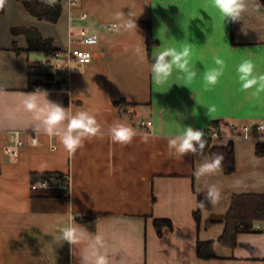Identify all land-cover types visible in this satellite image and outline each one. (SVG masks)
Returning <instances> with one entry per match:
<instances>
[{"label": "crops", "instance_id": "1", "mask_svg": "<svg viewBox=\"0 0 264 264\" xmlns=\"http://www.w3.org/2000/svg\"><path fill=\"white\" fill-rule=\"evenodd\" d=\"M60 4L57 24L33 18L16 0H6L0 10V264H95L93 253L103 254L108 264H264V222L254 232L240 234L234 250L216 244L217 259L197 257L198 240L217 241L223 235L222 221L234 194H264V157L255 154L261 141L233 136L225 127L212 139L214 147L255 141L242 150L254 149L248 152L251 170L244 175L239 173L242 146L235 147L233 174L219 170L203 176L195 173L205 156L211 160L208 150L180 157L168 147V140L187 126L207 130L214 120L228 125L264 119V94L251 98L250 92L241 91L236 73L246 58L264 73L263 4L248 0V10L236 22L225 21L210 0H81L76 6L62 0ZM117 13L123 19L131 15L137 29L110 30L119 22L114 19ZM81 14L87 19L80 20ZM147 21L159 42L151 58L146 32L138 26ZM15 28H35L60 50L76 39L81 28H88L98 37L96 57L90 64L74 63L70 72L45 65L42 54L26 52L23 36L12 35ZM184 44L191 45L197 77L186 83L174 72L166 85H154L155 54ZM214 57L224 61V73L206 89L203 72L216 67ZM50 82L53 85L47 88ZM30 96L38 107L50 100L72 114L89 112L101 133L85 139L70 154L58 136L34 130L43 129V124L42 117L38 119L36 111L25 105ZM122 101L132 113L116 105ZM213 106L215 112L208 115L207 108ZM141 121H151L152 126L144 131ZM114 122L135 130L131 143L109 138ZM145 135L147 142L141 139ZM17 139L23 141L21 147L15 145ZM9 146L19 150L18 157L5 152ZM56 174L69 177V196L60 189H31L33 182L44 178L55 182ZM211 186L221 198L203 213L198 232L193 216L197 198ZM80 214L98 217L82 223ZM156 219L170 220L173 229H165L159 237ZM69 225L77 230L72 244L62 239V229Z\"/></svg>", "mask_w": 264, "mask_h": 264}, {"label": "clouds", "instance_id": "2", "mask_svg": "<svg viewBox=\"0 0 264 264\" xmlns=\"http://www.w3.org/2000/svg\"><path fill=\"white\" fill-rule=\"evenodd\" d=\"M43 2L52 5L55 0H43ZM6 0H0V10L5 7ZM210 4L215 8L225 21H240L242 13L248 10V0H210ZM118 23H113L111 28L116 32L131 31L137 29L136 20L129 15L128 19H123L120 13L114 17ZM216 67L203 72V81L205 88L215 86L219 78L224 73V61L219 57H214ZM181 74L180 78L186 83L193 81L197 75V70L191 64V45L184 44L175 47L169 46L162 48L154 56V63L151 66V79L154 85L164 86L172 78L173 73ZM240 90L250 92L251 98H259L264 94V73L257 71L256 65L252 59H243L236 67ZM25 105L29 110L36 111V117H42L43 129L36 127L34 130L43 131L49 136H58L65 149L71 154L83 145L85 139L97 137L101 133V126L98 124L94 115L87 111H81L72 114L65 107L55 102L47 100L42 107H38L36 98L33 96L25 100ZM215 107H208L207 114L215 112ZM63 125V126H62ZM264 131V126L260 127ZM109 138L113 142L127 145L132 142L136 135L135 130L123 123L114 122L108 130ZM147 142L148 136L141 138ZM207 141L204 139V133L200 129H194L192 126L184 128L182 133L171 137L168 140V147L174 150L175 155L183 157L188 153L203 154ZM222 155H214L211 160L206 156L196 171L197 176L212 174L221 169ZM221 198L220 191L211 186L207 192V197L211 204L215 205ZM71 207V204H69ZM200 207H204L203 201ZM62 239L70 244L77 241V230L69 225L62 229ZM95 264H108L103 254L93 253Z\"/></svg>", "mask_w": 264, "mask_h": 264}, {"label": "trees", "instance_id": "3", "mask_svg": "<svg viewBox=\"0 0 264 264\" xmlns=\"http://www.w3.org/2000/svg\"><path fill=\"white\" fill-rule=\"evenodd\" d=\"M21 3L24 9L33 18L48 22L51 24H57L62 15V6L60 2L62 0H56V4L49 5L39 0H16ZM264 6V0H259ZM138 26L146 32V44L151 58V51L155 46L159 45V42L153 35L152 23L138 22ZM12 35L23 36L28 48L26 52L42 54L45 58H50L56 55L60 49L54 46L52 39L45 38L35 28H15L12 30ZM14 49L19 52L20 49L14 43ZM154 61V60H153ZM50 80L53 78L50 77ZM57 84V85H56ZM55 87L61 88L60 83H56ZM53 85L52 82L46 86L50 88ZM118 107L124 109L129 106L125 101L116 103ZM126 110V109H125ZM223 122L214 120L212 122V128L202 130L204 133V139L207 141L204 150H208L211 159L214 155H222L221 171L230 175L236 171V153L234 143L230 142L227 147H214L212 146L211 134L213 131H219L223 128ZM255 154L257 157H264V143L259 142L255 147ZM2 172V166L0 162V174ZM56 182L64 183L66 178L63 174H56L54 177ZM65 195V192H62ZM207 197V192H203L198 195L197 209L194 212V220L197 224V230L200 232L202 228L203 213L211 211L213 204L210 203ZM203 201L204 207H200V202ZM98 215H91L82 219L83 222H89L97 218ZM264 222V194H234L232 197V204L230 211L226 214L222 223L225 225L223 235L217 241H201L197 242V257L201 260H215L217 255L215 252L216 244L229 249H236L238 243V236L242 233L254 232L258 223ZM154 226L159 237H162L165 229H173V224L168 219H156L154 220Z\"/></svg>", "mask_w": 264, "mask_h": 264}, {"label": "built area", "instance_id": "4", "mask_svg": "<svg viewBox=\"0 0 264 264\" xmlns=\"http://www.w3.org/2000/svg\"><path fill=\"white\" fill-rule=\"evenodd\" d=\"M81 0H70L72 6L79 5ZM80 20H86L87 16L85 14H81L79 17ZM111 30V26H109ZM76 39L71 40L69 46L65 49L60 50L53 57L46 58L44 61L45 65L52 64L57 68H63L66 72H70L72 70V65L74 63H78L81 65L90 64L96 57L93 47L98 44V37L90 33L88 28H81L78 33L75 34ZM128 113H132V110H128ZM140 126L144 131H147L151 126V121H141ZM264 126V119L258 121L257 123H231L225 125V128H229V131L233 134V136L239 138L249 139L253 137V135L264 143V131H260V127ZM220 136L219 131H213L211 134V138H217ZM33 142L36 144L37 139L33 137ZM15 145L21 147L23 145V141L17 139ZM5 152L10 156L16 158L19 155V150L13 146H9L6 148ZM57 184V186H55ZM70 189L71 183L69 177L66 178L65 184L59 182H52L48 178L41 179L38 182H33L31 185V189L33 191L39 190H56V189ZM82 216V214L80 215Z\"/></svg>", "mask_w": 264, "mask_h": 264}, {"label": "rangeland", "instance_id": "5", "mask_svg": "<svg viewBox=\"0 0 264 264\" xmlns=\"http://www.w3.org/2000/svg\"><path fill=\"white\" fill-rule=\"evenodd\" d=\"M81 2V1H80ZM80 4V3H79ZM46 60V59H45ZM43 63H44V61H43ZM127 107H129V106H127ZM127 107H125L126 108V110H130L131 108L129 107V108H127ZM223 126L225 127V124H223ZM229 131V128H227L226 129V132H228ZM254 136V135H253ZM253 141L254 140H251V141H246V142H249V143H244V142H237V143H235V141L233 142L234 143V148L235 147H237V145H239V146H242V147H240V153H241V161L243 160V162L241 163V166H240V171H239V173H241V175H244V174H246V173H248L250 170H251V167L249 166V163H250V161L248 160V152L249 151H253L254 149H248V151L247 152H243L242 150H243V147L244 148H248V147H253L254 146V144H253ZM255 142V141H254ZM259 143V142H258ZM229 145V144H228ZM257 145V144H256ZM235 152H236V150H235ZM236 170H237V166H236ZM262 182H264V175L262 176ZM63 185L65 184V182L64 183H62ZM59 189V188H58ZM70 190H71V187H70V189H63V187L62 188H60V192L62 193V192H65V196H69V194H70ZM237 194H246V193H237ZM63 195V194H62ZM81 215V214H80ZM78 216L79 217V219L81 220L80 222H82V223H84L83 221H82V219H84L85 218V216L82 214V216Z\"/></svg>", "mask_w": 264, "mask_h": 264}, {"label": "bare ground", "instance_id": "6", "mask_svg": "<svg viewBox=\"0 0 264 264\" xmlns=\"http://www.w3.org/2000/svg\"><path fill=\"white\" fill-rule=\"evenodd\" d=\"M93 49H94V47H93ZM56 182V181H55Z\"/></svg>", "mask_w": 264, "mask_h": 264}]
</instances>
